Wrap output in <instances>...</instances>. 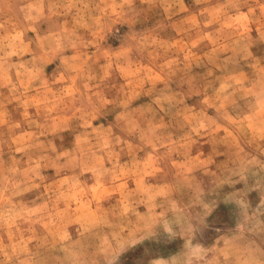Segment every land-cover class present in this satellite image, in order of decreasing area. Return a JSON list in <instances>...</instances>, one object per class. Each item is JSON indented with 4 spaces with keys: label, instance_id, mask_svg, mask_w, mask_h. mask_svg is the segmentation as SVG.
Listing matches in <instances>:
<instances>
[{
    "label": "rangeland",
    "instance_id": "1",
    "mask_svg": "<svg viewBox=\"0 0 264 264\" xmlns=\"http://www.w3.org/2000/svg\"><path fill=\"white\" fill-rule=\"evenodd\" d=\"M0 264H264V0H0Z\"/></svg>",
    "mask_w": 264,
    "mask_h": 264
}]
</instances>
